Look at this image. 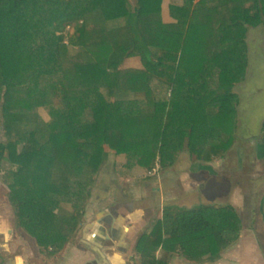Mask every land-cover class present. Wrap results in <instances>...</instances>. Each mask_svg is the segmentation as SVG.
Instances as JSON below:
<instances>
[{
	"label": "trees",
	"instance_id": "1",
	"mask_svg": "<svg viewBox=\"0 0 264 264\" xmlns=\"http://www.w3.org/2000/svg\"><path fill=\"white\" fill-rule=\"evenodd\" d=\"M263 25L264 0H0V181L42 257L83 229L111 156L148 181L182 154L231 153L248 33ZM134 58L142 65L124 64ZM222 209L213 221L201 204L167 205L130 252L137 264H216L240 239L225 232L243 226L234 205ZM260 212L264 222V194Z\"/></svg>",
	"mask_w": 264,
	"mask_h": 264
},
{
	"label": "rangeland",
	"instance_id": "2",
	"mask_svg": "<svg viewBox=\"0 0 264 264\" xmlns=\"http://www.w3.org/2000/svg\"><path fill=\"white\" fill-rule=\"evenodd\" d=\"M248 35L249 72L247 79L236 86V91L239 94L238 142L235 144L233 151L224 158L226 162H223V160L222 162H213L214 167L210 166L213 172L206 170L205 175L208 178L206 183L200 182L197 187H192L191 183L182 185L184 189L194 190L196 195H193L192 198L187 197L189 199L188 203L184 202V198L180 199L182 203L179 202L180 205L186 207L201 204L204 214L213 221L219 219L223 211L222 207L226 205V202L237 206L236 210L242 217L243 226L238 231H227L225 234L231 238L239 236L240 239L236 240L227 251L226 259L228 261L216 264H264V223L260 213V203L264 194V152H262L264 150V25L255 29L252 28ZM131 37L130 31L125 29L123 40L128 41ZM124 64L133 67L142 65L138 58L128 59ZM258 151L261 152L259 154L261 157L257 156L256 152ZM125 160V156L119 158L111 156L99 172L85 225L74 237L73 244L69 249L70 252H73L72 256L77 251H80V253L86 252L83 250L85 244L81 241L84 239L83 234L88 232L95 223L98 224L99 218L106 217V213L100 212V208L107 206L110 212V209L115 207L109 206L119 203L120 198L116 200L114 187H120L124 191L123 194L131 196L130 203L132 205L131 207L128 206L129 209L125 211V213L130 211L128 219L133 217L134 220H137L140 216L145 217V220L137 221V228L142 229L151 218L158 215L162 210L164 190L158 189V187L163 186L161 184L163 179L167 180L172 177L174 178L172 185H176L180 174L187 172L192 175V171L196 170L195 167H201V165H194V162L197 161L193 162L187 154H182L172 172L165 173L162 169L153 172L155 175H153L152 180L138 181L137 178L144 175L146 169L135 165L131 175H121L118 172V167L123 166ZM236 170H240L242 174H237ZM226 185L227 188H225ZM222 186L224 187L222 188ZM0 190V194H7V188L4 184ZM216 203L221 204L219 208ZM217 215L219 217H216ZM215 217L217 219H214ZM107 223L109 226L110 221L108 220ZM199 239L201 240L199 241ZM199 239L198 243L201 250L206 252L208 250L206 239ZM30 250L33 251L34 263H36L38 259H35L34 246L31 245ZM26 252L29 253V247ZM103 253L105 254V252ZM86 254L88 256L85 255V257L93 256L91 251ZM133 256L130 259L131 264H136L139 257ZM175 258L173 263L177 262L174 264L184 263L175 260ZM83 261L81 264H83Z\"/></svg>",
	"mask_w": 264,
	"mask_h": 264
},
{
	"label": "crops",
	"instance_id": "3",
	"mask_svg": "<svg viewBox=\"0 0 264 264\" xmlns=\"http://www.w3.org/2000/svg\"><path fill=\"white\" fill-rule=\"evenodd\" d=\"M251 30L252 28L250 29V31ZM248 41H249V35H248ZM262 152H264V150H262ZM256 153H257V156H259L261 152L258 151ZM224 158L225 157L216 159L213 162H218V161L222 162V160L223 162H226L224 161L225 160ZM213 162L211 163L194 162L195 163L194 165H201V167L200 166L199 168L195 167L196 170L192 171V175L191 173L188 174L187 172L180 174L177 178L176 185H172V181L174 179L172 177L167 180L163 179L161 183L163 186H159L158 189L164 190L163 191V196H164L163 201L164 202L162 204L161 212L156 216H162L163 210L167 205H170V204L180 205V203H182L180 202V199L182 198H184V202L188 203L189 199L187 197L190 196L192 198L193 195H196V192L194 193V190L192 189L191 190L184 189L182 185L191 183L192 187L193 186L197 187L200 182L206 183V180L208 178L205 175V172L206 170H209V171L212 170L210 166L212 165L214 167V165L212 164ZM174 166L171 168H168L169 170L167 169L164 170L163 172L165 173L172 172L174 169ZM236 173L242 174L240 170H236ZM196 177H199V178H196ZM2 185L3 184L0 181V189ZM223 187L224 186H222V188ZM118 188L119 190L122 191V194H123L124 193L123 189H120V187ZM225 188H227V185L225 186ZM228 204L234 205L233 203H230V202ZM131 205L132 204L130 203L129 207H131ZM235 207L237 208V206ZM104 209H101V210H104ZM101 210L100 212L106 213L105 214L106 217L99 218L98 224L95 223L88 232L83 234L84 239H82L81 241H83L85 244L83 245L84 246L83 250H85L86 252L80 253V251L79 252L77 251L76 254L72 256L71 254L73 252H70L69 250L71 245L73 244L71 243L57 257L49 260V259H45L44 257L40 255L37 243L35 242L33 238L26 236L25 234H22L19 230L16 229L13 207L10 204L7 198V195H5L4 193L0 194V264H81L83 260H84L83 264H131L132 261L131 260L129 261V255L131 254L130 252L131 244L133 240L135 239V237L139 233H141V231L145 229V227L148 225V223L150 222L152 218L148 221L147 225L141 229V228H137V223L145 220L144 216H140L139 218H137V220L136 219L134 220L133 217H130L128 219L130 211L125 213L126 210L123 211V210L117 209L115 211L117 213V216H115L114 214L113 220L112 219L110 220L109 218H110V213L112 212V209H110V212H109V209H107V211H101ZM118 211H123V212L119 213ZM119 214L123 215V217L119 216ZM216 217H219V216L217 215ZM216 217L214 219H217ZM103 218H104V221H103ZM107 219L110 221V223L112 224L111 226L113 228L118 229V234H112V233L110 234L109 229H107V226H108ZM129 222L133 224L131 228H127L126 226V224ZM109 237L113 240L114 243L108 244V242L103 241L104 239L109 238ZM126 237H129V241L127 240ZM200 240L201 239H199V241ZM31 245L34 246L35 259H38L36 263H34L33 251L30 250ZM28 247H29V253L26 252ZM88 251L89 252L91 251L93 253V256L85 257V255L88 256L86 254L88 253ZM103 252H105V254ZM127 256L128 258H126ZM165 256H166V252L162 251V257H165ZM80 258H83V259L81 260ZM175 260L182 261V263L184 262L185 264L187 263L181 257L179 258L177 257L175 258ZM173 261H172V264L177 262L175 261L173 263ZM226 261H228V259H226V254H225L224 258L218 261L217 263H222V262L224 263Z\"/></svg>",
	"mask_w": 264,
	"mask_h": 264
},
{
	"label": "flooded vegetation",
	"instance_id": "4",
	"mask_svg": "<svg viewBox=\"0 0 264 264\" xmlns=\"http://www.w3.org/2000/svg\"><path fill=\"white\" fill-rule=\"evenodd\" d=\"M115 188V196H116V200L118 199V198H120V201H119V203H116L115 205H111V206H109V207H115L114 209H112V212L110 213V220L112 219L113 220V215L115 214V216H117V213L115 212L117 209H119V210H127V209H129V205H130V202H131V196L129 195V194H126V195H123L122 194V191L121 190H119V188L118 187H114ZM122 199V200H121ZM129 204V205H128ZM127 206V207H126ZM107 207H106V209H104V210H102V211H107ZM123 211H118L119 213H121V212H123ZM113 212H115V213H113ZM119 216H121V217H123V215H121V214H119ZM108 218V217H107ZM106 219V218H105ZM103 221H104V218H103ZM108 224V223H107ZM126 226H127V228H131L132 226H133V224L132 223H127L126 224ZM107 229H109V232H110V234L112 233V234H118V229H115V228H113L112 226H111V223H110V225L109 226H107ZM127 238V240L129 241V237H126ZM104 242H108V244H111V243H114L113 242V240L109 237V238H106V239H104L103 240ZM132 258V255L130 256L129 255V261H130V259ZM92 263V262H91Z\"/></svg>",
	"mask_w": 264,
	"mask_h": 264
}]
</instances>
